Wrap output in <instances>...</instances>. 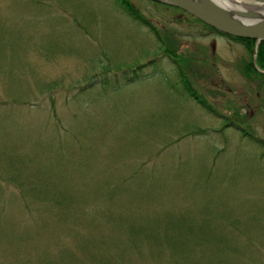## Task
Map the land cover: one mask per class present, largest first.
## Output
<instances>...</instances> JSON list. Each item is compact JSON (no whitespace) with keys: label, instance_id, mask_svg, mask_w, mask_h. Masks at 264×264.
Wrapping results in <instances>:
<instances>
[{"label":"rangeland","instance_id":"rangeland-1","mask_svg":"<svg viewBox=\"0 0 264 264\" xmlns=\"http://www.w3.org/2000/svg\"><path fill=\"white\" fill-rule=\"evenodd\" d=\"M131 1L148 26L114 0H0V264H264L252 49Z\"/></svg>","mask_w":264,"mask_h":264},{"label":"water","instance_id":"water-1","mask_svg":"<svg viewBox=\"0 0 264 264\" xmlns=\"http://www.w3.org/2000/svg\"><path fill=\"white\" fill-rule=\"evenodd\" d=\"M175 5L214 29L228 35L264 40V2L228 4L219 0H155ZM256 48H254V51Z\"/></svg>","mask_w":264,"mask_h":264},{"label":"trees","instance_id":"trees-1","mask_svg":"<svg viewBox=\"0 0 264 264\" xmlns=\"http://www.w3.org/2000/svg\"><path fill=\"white\" fill-rule=\"evenodd\" d=\"M116 1L119 6L129 15L131 16L133 19L139 20L141 23H143L144 25H149L148 23V18L143 14V12L131 1V0H114ZM167 6H172L177 8V10H180L184 13H186L189 17H191L192 19H194L195 21H197L198 23H200L202 25V27L207 30L208 32H217L215 31L212 27L206 25L205 23H203L202 21H200L198 18L190 15L189 13H187L186 11L174 6V5H170V4H166ZM155 32L156 35H158L156 30H153ZM159 36V35H158ZM237 41H243L246 43L247 46L250 47V49H252L253 44H254V40L252 39H240V38H235L232 37ZM169 44L171 45L170 47L164 46V44L161 42V45L164 47V52H167V56L172 60L173 63H178L179 61L177 60V58H175L177 56V52L176 50H173L172 48V43L169 39ZM256 64L259 68L264 69V41H262L257 49V56H256ZM141 67H144V65H137L136 69H139ZM177 70H178V75H179V80L183 83L184 86V90L185 92L188 94V96L192 99H194L198 104H200L206 111L210 112L211 114L218 116V117H222L221 113L217 111V109L214 107L213 104H211L209 101H207V99L202 96L191 84L189 79L184 75L183 71L181 70L180 66H177ZM244 74L247 78H252V76H259V77H264V74H261L260 72H258L255 68L252 62H250L248 64V67H246L244 69ZM226 122L224 124H226V126L231 125L232 127H234L235 130H238L241 135L243 137H248L250 140L254 141L257 144H261L260 141L254 136L252 135L246 124H243L241 122L240 117H238V113L234 112L232 116H226ZM228 118H230L231 120L228 122ZM235 119H238L239 121H235ZM115 187V186H114ZM143 190V189H142ZM145 190V188H144ZM61 191L58 189V184L53 186V192L51 193L52 197L49 198L48 203L50 202H54L55 203H59L60 200L56 199L57 195L60 193ZM143 194V192H142ZM48 199V198H47ZM25 202V206L27 208H31L33 207L32 205H29L26 201V199H23ZM46 207V206H45ZM37 210H41L40 207H38ZM173 226V225H172ZM175 227V226H174ZM162 244H164V239H162ZM167 248H163V254L164 255H169L172 253V251H174V249L177 248V245L172 241V240H168L167 244H166ZM164 249H168L169 251L166 252Z\"/></svg>","mask_w":264,"mask_h":264},{"label":"bare ground","instance_id":"bare-ground-1","mask_svg":"<svg viewBox=\"0 0 264 264\" xmlns=\"http://www.w3.org/2000/svg\"><path fill=\"white\" fill-rule=\"evenodd\" d=\"M221 1H224L225 3H228V4H236V5H241L242 6V3L240 2V0H221Z\"/></svg>","mask_w":264,"mask_h":264}]
</instances>
